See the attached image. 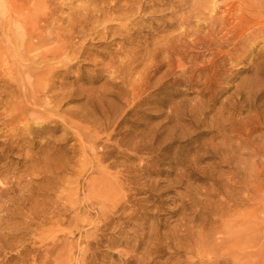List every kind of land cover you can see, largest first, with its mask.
Segmentation results:
<instances>
[{
    "label": "rangeland",
    "instance_id": "1",
    "mask_svg": "<svg viewBox=\"0 0 264 264\" xmlns=\"http://www.w3.org/2000/svg\"><path fill=\"white\" fill-rule=\"evenodd\" d=\"M181 1L139 0L48 62L0 17V264H264V33Z\"/></svg>",
    "mask_w": 264,
    "mask_h": 264
},
{
    "label": "bare ground",
    "instance_id": "2",
    "mask_svg": "<svg viewBox=\"0 0 264 264\" xmlns=\"http://www.w3.org/2000/svg\"><path fill=\"white\" fill-rule=\"evenodd\" d=\"M78 2H76L75 5H71L72 4V0H62L60 2H58L57 0H0V17H1V20L2 22L4 20H6L8 23H10L13 28L16 27L17 30H21V31H24L28 34V37H29V44L24 52L25 55H28V53H31V52H34L33 55H35L36 57H40L43 59V62H48L50 60H55V59H62L63 57H66L68 55V53L73 49L76 53V50L78 48L81 47V44L79 45V43L77 41H75V39L77 38H81L83 37L84 35L86 36V31H87V28L88 26L92 25L94 27H98V26H102L103 30L105 31V33H107L110 29L109 27L111 26V23L113 21H116L117 20H124V21H127L129 22V18H131V16L133 15V13H136L138 12V9H140L139 5L136 6V4L139 3V0H76ZM181 1V0H180ZM192 1V0H190ZM189 0L187 2H190ZM199 3L201 2L202 4V1L198 0ZM225 1V0H224ZM227 1V5L230 3V6H228V9H226L227 11V16H229L231 19L234 20L233 23H230V27L227 29L229 30L228 33H230L231 35H234L235 33L237 32H241L242 30H244L245 27L249 26L250 24L251 25H254V24H259L260 25L253 31L251 32L253 35L256 34V33H259V34H262L264 33V23H261L262 21V17L264 18L263 14H264V0H226ZM184 3V1H181ZM186 2V0H185ZM194 2V1H192ZM192 2L188 3V4H191ZM197 2V0H196ZM141 3V2H140ZM139 3V4H140ZM197 4V5H201V4ZM213 3V2H212ZM211 3V5H212ZM182 4V3H180ZM186 4V3H185ZM203 4L204 1H203ZM208 4V3H207ZM210 4V3H209ZM206 5V4H205ZM214 5V4H213ZM185 6V5H184ZM190 6V5H189ZM195 6V4H194ZM194 6L192 8H194ZM209 6V5H208ZM207 5L204 6V8H207L208 7ZM225 6V5H224ZM199 7V6H198ZM201 7V6H200ZM199 7V8H200ZM227 7V6H226ZM178 8V7H177ZM191 8V9H192ZM198 8V10H200ZM203 8V6L201 7ZM225 8V7H224ZM63 9H67L68 10V13L65 17L68 18V23L66 26H62V20L64 19V16L62 14V10ZM143 9V8H142ZM176 9V8H174ZM179 9V8H178ZM184 9V8H183ZM196 9V8H194ZM214 9V8H213ZM177 10V9H176ZM180 10V9H179ZM190 10V8H189ZM191 11L193 14H195L196 12H199V11ZM225 10V9H224ZM140 11V10H139ZM181 11V10H180ZM183 11V10H182ZM185 11V10H184ZM183 11V12H184ZM186 12L185 16L187 14H189ZM204 11L201 9V12ZM213 11V10H212ZM65 12V11H64ZM177 12V11H176ZM175 12V13H176ZM190 12V13H191ZM195 12V13H194ZM225 12V11H224ZM178 13V12H177ZM203 13V12H202ZM62 14V16H61ZM182 14V13H180ZM197 14H200V13H197ZM224 14V13H223ZM179 15V14H178ZM192 15V14H190ZM189 15V16H190ZM174 16V15H173ZM181 16V15H180ZM180 16H179V20H180ZM193 16H197V15H193ZM201 16H204L205 15H201ZM199 17V16H198ZM203 17V18H204ZM208 18V16H206ZM205 17V20H207V18ZM222 17V16H221ZM220 17V18H221ZM191 19L194 18V17H190ZM189 18V19H190ZM212 18V19H211ZM216 18V17H215ZM173 19V17H172ZM223 19V18H222ZM229 19V18H228ZM204 20V21H205ZM209 21H205L207 22L208 24L205 25L207 27V30L209 33H211L213 35L214 33V30H215V26L217 25H220L221 24V21L222 20H218V19H214L213 16H210V18H208ZM227 20V18H226ZM232 20V21H233ZM66 21V20H65ZM132 21V19H131ZM182 21L186 23V21L183 20L182 18ZM231 21V20H230ZM204 22V23H205ZM225 22V21H223ZM124 23V22H123ZM180 24H182L181 22H179ZM177 22V24H179ZM185 23H183V26L185 25ZM189 23V22H187ZM120 24V23H119ZM118 24V25H119ZM190 24V23H189ZM188 24V26H189ZM257 24V25H258ZM115 25V24H114ZM130 25V23H129ZM202 25V24H201ZM200 25V26H201ZM122 26V25H120ZM125 26V25H123ZM187 26V24L185 25ZM184 27L185 28V31L186 33L189 32L190 30H194L193 28L191 29L190 27V30H189V27ZM223 26V25H222ZM112 27V26H111ZM181 27V25H180ZM205 27V28H206ZM215 27V28H214ZM226 27V26H225ZM252 27V26H250ZM126 28V27H125ZM128 28V27H127ZM138 28V27H137ZM186 28H188L189 31L186 30ZM199 28V27H198ZM224 28V27H221L220 30ZM249 28V27H248ZM90 29V28H88ZM97 29V28H96ZM109 29V30H108ZM131 29V28H130ZM178 29V28H177ZM180 29V28H179ZM183 29V27H182ZM202 29V27H200V30ZM217 29V28H216ZM91 30V29H90ZM108 30V31H107ZM125 30V29H124ZM196 30H198L196 28ZM226 30L225 28L223 29V31ZM93 32H95V30H91ZM100 31V30H99ZM99 31H97V33H99ZM104 31H101V34L104 32ZM128 31V29H127ZM129 31H132V30H129ZM176 31V30H175ZM183 30V32H185ZM195 31V30H194ZM192 31V32H194ZM218 31V29L216 30ZM222 31V32H223ZM249 31V30H247ZM179 32V30H178ZM177 32V33H178ZM182 32V31H181ZM191 32V31H190ZM192 32H191V35H192ZM197 31H195L196 33ZM203 32V31H202ZM205 32V31H204ZM225 32V31H224ZM223 32V34H224ZM244 32V31H243ZM241 32V38H242V33ZM129 33V32H128ZM180 33V32H179ZM179 33L177 35H179ZM193 33V34H195ZM198 33V32H197ZM209 33H207V36L209 35ZM244 33H247V32H244ZM90 34V33H89ZM127 34V33H126ZM185 34V33H184ZM181 34L182 36L181 37V40L182 39H185V35L187 36V34ZM206 34V33H205ZM221 34V35H223ZM107 35V34H106ZM104 35V36H106ZM132 35V34H131ZM173 35V34H172ZM177 35H175L176 37H178ZM190 35V36H191ZM200 35H203V34H200ZM219 35V34H217ZM220 35V36H221ZM226 35H229V34H226ZM226 35H223L226 37L225 40H231V38L233 39L234 37H231L230 39H227V36ZM246 35V34H245ZM108 36V35H107ZM206 36V35H205ZM216 36V35H215ZM236 36V35H235ZM247 36V35H246ZM101 37V36H100ZM103 37V36H102ZM101 37V38H102ZM172 37V36H171ZM171 37H167V38H170ZM174 37V36H173ZM176 37L173 38V40H178ZM196 37V36H195ZM194 37V38H195ZM222 37V36H221ZM230 37V35H229ZM228 37V38H229ZM238 37V35H237ZM264 37V36H263ZM85 38V37H83ZM82 38V39H83ZM129 38V37H128ZM167 38H165V40H167ZM176 38V39H175ZM179 38V37H178ZM193 38V39H194ZM206 39V37H204ZM208 38V37H207ZM216 38V37H215ZM224 37H222V40H223ZM104 39V38H103ZM168 39V41H172ZM200 39V38H199ZM203 39V38H202ZM237 39V38H236ZM250 39H251V36H250ZM181 40H180V43H181ZM187 40V39H186ZM192 40V39H191ZM201 40V39H200ZM204 40V39H203ZM215 40V39H214ZM212 41L214 42V48L215 49H218L219 46L221 45H225L224 43L222 44L220 42L219 43H216L215 41ZM220 40V39H219ZM218 40V41H219ZM221 40V41H222ZM241 40V39H240ZM244 40V39H243ZM131 41V40H130ZM160 41V40H159ZM190 41V40H189ZM195 41V40H194ZM224 41V40H223ZM245 41V40H244ZM84 41H82L81 43H83ZM163 42H164V39H163ZM169 42H165L164 44V47L167 49H165L166 53H165V57H167V61L169 63L170 66H172V59L173 57L172 54H176V55H182L183 53V58H185L187 55H184V52H182V48L180 45L182 44H176L174 46H171L172 44H168ZM174 42V41H173ZM172 42V43H173ZM185 42V41H183ZM191 44L193 42L190 41ZM190 42L187 43L190 45ZM197 43V41H195ZM225 42V41H224ZM129 43V42H128ZM131 43V42H130ZM133 43V42H132ZM162 43V42H161ZM186 43V42H185ZM202 43V42H201ZM200 43V44H201ZM234 43V42H232ZM240 43V42H239ZM242 43V42H241ZM169 46H168V45ZM229 44V43H228ZM244 44V43H243ZM161 45V44H160ZM162 45V47H163ZM184 45V43H183ZM203 45V44H202ZM210 45V44H209ZM137 46V45H136ZM194 46V44H193ZM192 46V47H193ZM197 46V44L195 45ZM194 46V47H195ZM140 47V46H139ZM148 47V46H147ZM169 47V48H167ZM191 47V46H190ZM189 47V48H190ZM210 47V46H209ZM233 47V46H232ZM189 48H187L189 50ZM212 48V47H211ZM243 48V47H242ZM220 49V48H219ZM72 50V51H73ZM150 50V49H149ZM152 50V49H151ZM185 50V49H184ZM237 50V49H236ZM127 51V50H126ZM125 51V52H126ZM130 53L131 51L133 52L134 50H129ZM154 51V50H153ZM156 51H158V49H156ZM218 51V50H217ZM155 52V51H154ZM153 52V53H154ZM222 52V51H221ZM226 52V51H225ZM230 52V51H228ZM72 53V52H71ZM73 53V54H75ZM129 53V54H130ZM135 54V52H133ZM160 53V52H159ZM187 53H189L187 51ZM223 53V52H222ZM127 54V53H126ZM137 54V53H136ZM148 54V53H147ZM150 54H152V51L151 53H149V56ZM158 54V52L156 53ZM186 54V53H185ZM220 54V51L218 54L216 55H219ZM77 55V53H76ZM132 55V54H131ZM130 55V56H131ZM229 55V53H228ZM1 56V54H0ZM223 56L224 53H223ZM134 58V56H131V58ZM161 57L160 56V60H161ZM180 57V56H179ZM182 57V56H181ZM190 57V56H189ZM192 57V56H191ZM190 57V58H191ZM132 58V60H133ZM147 58V57H146ZM151 58V57H150ZM187 58V57H186ZM226 57H224L225 59ZM1 59L2 56H1ZM165 59V58H164ZM174 59V58H173ZM175 59L177 60V58L175 57ZM174 59V60H175ZM189 59V58H187ZM155 60V59H154ZM153 60V61H154ZM179 60V59H178ZM191 60V59H190ZM5 61V59H4ZM111 61V60H110ZM124 61V60H123ZM126 61V60H125ZM134 61H135V58H134ZM180 61V60H179ZM126 63V62H124ZM163 63V61H162ZM167 63V64H168ZM175 63V61H174ZM178 62H176L177 64ZM114 63H112L113 65ZM180 64V63H178ZM104 66L106 64H103ZM111 63L109 62L108 65L106 67H111L112 66ZM163 65V64H161ZM114 66V65H113ZM121 66V65H120ZM119 66V67H120ZM168 66V65H167ZM183 66V64H181V67ZM188 66V65H187ZM186 66V67H187ZM118 67V68H119ZM134 67V66H133ZM150 67V66H149ZM112 68V67H111ZM111 68H106V69H111ZM132 68V67H131ZM172 68V67H170ZM188 68V67H187ZM116 69V67H115ZM173 69V68H172ZM176 68L173 69V71L175 70ZM114 70V69H113ZM134 70V69H133ZM54 69L52 70H45L43 73H44V79H46L47 77H49L51 75V73L53 74L54 73ZM169 72V71H168ZM178 74H179V71H177ZM116 73V72H115ZM166 73V72H165ZM182 73V72H181ZM185 73V72H184ZM168 74V73H166ZM180 75V74H179ZM53 76V75H52ZM167 76V75H166ZM42 80V79H41ZM175 80V79H174ZM46 85V84H44ZM65 85V84H64ZM44 87V86H42ZM52 87V86H51ZM50 88V86L47 85V88L46 86L43 88L44 90H48ZM138 96V95H137ZM133 98V97H132ZM62 99V98H61ZM135 99V98H134ZM106 118V117H105ZM98 121V120H97ZM115 122V121H114ZM79 137V136H78ZM128 143V142H127ZM86 162V161H85ZM121 170V169H120ZM119 170V171H120ZM111 173V172H110ZM115 174V172L113 171V173H111V175ZM121 174V173H120ZM123 175V174H121ZM112 177V176H111ZM116 177V176H115ZM118 177V176H117ZM117 178H115L116 180ZM123 179V178H122ZM121 179V180H122ZM114 182V180L112 181ZM118 182V181H117ZM120 182V181H119ZM115 184V183H114ZM111 187V186H110ZM113 188V187H112ZM115 188L116 187V184H115ZM116 197V196H115ZM118 197V196H117ZM101 198V197H100ZM125 199V198H124ZM105 200V199H104ZM123 200V198H122ZM102 201V200H101ZM106 201V200H105ZM123 202L126 203V201L124 200ZM105 203V202H104ZM109 203V202H108ZM116 204L118 203V206L120 205L119 202H115ZM102 206H103V202L101 203ZM112 203H110V206H111ZM124 204V203H123ZM122 204V205H123ZM109 205V204H108ZM113 205H114V202H113ZM125 205V204H124ZM107 208V206H105ZM124 207V206H123ZM104 208V206H103ZM121 208V207H120ZM126 208V207H125ZM108 209V208H107ZM110 209V208H109ZM116 210V208H115ZM114 210V211H115ZM107 211V210H106ZM105 214H108L106 213ZM109 211V210H108ZM103 212V214H104ZM112 213V211H110ZM109 215V214H108ZM105 216V215H104ZM110 216V215H109ZM108 217V216H107ZM129 217V216H128ZM104 218V217H103ZM92 254V253H91ZM77 257V256H76ZM84 257V256H83ZM82 257V258H83ZM86 257V256H85ZM68 259V258H67ZM67 259H65L67 261ZM84 259V258H83ZM64 260V261H65ZM86 260V259H85ZM63 261V262H64ZM69 262V261H68ZM85 262V261H84ZM76 263V262H75ZM65 264V263H64ZM72 264V263H71ZM79 264V263H77ZM80 264H82L80 262Z\"/></svg>",
    "mask_w": 264,
    "mask_h": 264
}]
</instances>
